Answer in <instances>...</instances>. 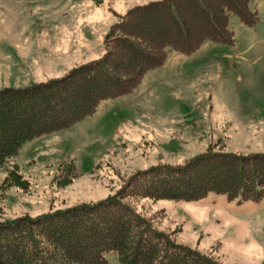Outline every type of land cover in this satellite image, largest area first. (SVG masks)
Returning <instances> with one entry per match:
<instances>
[{"label": "rangeland", "instance_id": "374dc122", "mask_svg": "<svg viewBox=\"0 0 264 264\" xmlns=\"http://www.w3.org/2000/svg\"><path fill=\"white\" fill-rule=\"evenodd\" d=\"M155 0H0V89L63 77L105 53L106 34ZM254 26L228 16L233 43L205 40L164 62L130 92L103 100L66 129L28 140L0 168V221L115 194L134 173L212 149L264 153V0ZM13 166L26 188L2 186ZM75 172L70 183L60 184ZM124 201L158 232L220 264H264V200L210 192L198 200ZM106 264H119L116 253Z\"/></svg>", "mask_w": 264, "mask_h": 264}, {"label": "trees", "instance_id": "16d2710c", "mask_svg": "<svg viewBox=\"0 0 264 264\" xmlns=\"http://www.w3.org/2000/svg\"><path fill=\"white\" fill-rule=\"evenodd\" d=\"M253 0H155L127 11L105 36L101 58L60 78L0 89V168L34 137L68 128L103 100L134 89L166 51L188 54L205 41L233 43L228 16L256 25ZM73 171V170H72ZM76 176L59 179L67 184ZM2 186L26 188L15 166ZM264 200V153L204 151L182 165L152 166L131 175L113 195L92 204L0 221V264H220L155 230L124 199L192 201L208 193Z\"/></svg>", "mask_w": 264, "mask_h": 264}]
</instances>
